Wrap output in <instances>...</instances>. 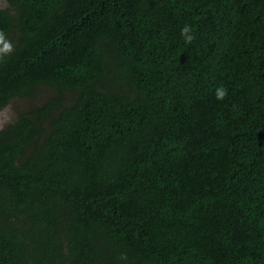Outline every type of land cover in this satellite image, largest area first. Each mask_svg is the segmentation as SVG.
I'll return each mask as SVG.
<instances>
[{"label":"trees","instance_id":"16d2710c","mask_svg":"<svg viewBox=\"0 0 264 264\" xmlns=\"http://www.w3.org/2000/svg\"><path fill=\"white\" fill-rule=\"evenodd\" d=\"M3 1L0 264H264V0Z\"/></svg>","mask_w":264,"mask_h":264},{"label":"rangeland","instance_id":"374dc122","mask_svg":"<svg viewBox=\"0 0 264 264\" xmlns=\"http://www.w3.org/2000/svg\"><path fill=\"white\" fill-rule=\"evenodd\" d=\"M5 3L3 0H0V8H5ZM52 95V91L48 88H40L37 90L35 95L31 97L29 100H15L10 105H8L5 109L0 111V130L4 128L6 125L12 123L17 113L21 110H24L30 104L42 102L47 97L49 98Z\"/></svg>","mask_w":264,"mask_h":264},{"label":"clouds","instance_id":"9594fccd","mask_svg":"<svg viewBox=\"0 0 264 264\" xmlns=\"http://www.w3.org/2000/svg\"><path fill=\"white\" fill-rule=\"evenodd\" d=\"M192 29L189 26H185L181 30V35L185 38L186 41L191 42L193 36L190 34ZM13 51L11 43L6 40L4 33L0 32V57L9 55ZM226 95V89L218 88L216 90L217 100H222Z\"/></svg>","mask_w":264,"mask_h":264}]
</instances>
